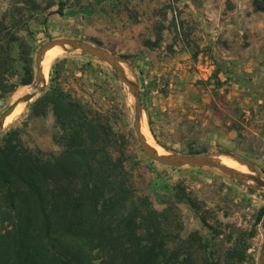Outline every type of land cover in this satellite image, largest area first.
<instances>
[{
    "label": "rangeland",
    "instance_id": "1",
    "mask_svg": "<svg viewBox=\"0 0 264 264\" xmlns=\"http://www.w3.org/2000/svg\"><path fill=\"white\" fill-rule=\"evenodd\" d=\"M255 4L264 7V0H0V16H33L28 26L34 55L58 37L93 42L120 55L136 77L144 123L158 146L217 153L264 178V11ZM11 47L15 81L22 64L17 45ZM45 79L36 98L58 88L107 119L112 160H121L137 195L176 216L181 237L198 232L202 250L217 264H238L235 245L248 247L241 264H264V193L217 169L149 159L134 133L127 90L105 62L59 52ZM29 84H18L1 98L0 113ZM36 98L19 109L8 128L19 131L25 146L57 155L64 148L63 133L51 108L42 111Z\"/></svg>",
    "mask_w": 264,
    "mask_h": 264
},
{
    "label": "trees",
    "instance_id": "2",
    "mask_svg": "<svg viewBox=\"0 0 264 264\" xmlns=\"http://www.w3.org/2000/svg\"><path fill=\"white\" fill-rule=\"evenodd\" d=\"M30 19L0 16V99L32 81ZM12 44L22 64L15 81ZM34 104L51 108L64 148L44 156L25 146L15 128L0 135V264H217L202 250L198 232L181 237L168 208L157 210L135 193L121 160L108 153L113 132L107 119L58 88ZM247 248H231L240 252L233 255L238 264Z\"/></svg>",
    "mask_w": 264,
    "mask_h": 264
},
{
    "label": "water",
    "instance_id": "3",
    "mask_svg": "<svg viewBox=\"0 0 264 264\" xmlns=\"http://www.w3.org/2000/svg\"><path fill=\"white\" fill-rule=\"evenodd\" d=\"M52 49L60 52H74L87 54L105 62L116 74L119 82L127 90L130 98L132 125L138 144L143 153L151 160L170 167H208L217 169L226 175L240 181L244 186L264 193V178L256 172L250 176L240 172L223 162L217 153H179L172 150H159L147 141L143 132V107L136 77L132 71L125 68L128 63L116 53L103 46L86 40L70 37L49 38L42 43L35 52L33 62V78L30 90L19 96L0 113V135L9 127L14 118L12 116L19 106L25 107L34 100L45 88L46 79L42 70V61L45 54Z\"/></svg>",
    "mask_w": 264,
    "mask_h": 264
},
{
    "label": "bare ground",
    "instance_id": "4",
    "mask_svg": "<svg viewBox=\"0 0 264 264\" xmlns=\"http://www.w3.org/2000/svg\"><path fill=\"white\" fill-rule=\"evenodd\" d=\"M59 50L57 49H52V50H49L45 56H44V59L42 61V70H43V74L44 76H46L47 72H48V68H49V65L51 64L52 60L59 54ZM30 85H27V86H24L20 89L17 90V92L15 93V96L17 95H20V94H24L26 92H28L30 90ZM21 96V95H20ZM22 106H19L15 109V111L13 112L12 116L6 121L7 122H10L19 112V109L21 108ZM143 132H144V135L147 139V141L149 142V144H151L153 147L159 149V150H162L163 148L161 146H158V144L152 139V137L150 136L148 130H147V126L146 124L144 123V119H143ZM227 155V154H225ZM220 159L227 163L228 165H230L231 167L239 170L240 172L250 176L252 175L247 169H243L234 159H231V158H228V157H223L221 156ZM252 172V171H251Z\"/></svg>",
    "mask_w": 264,
    "mask_h": 264
}]
</instances>
